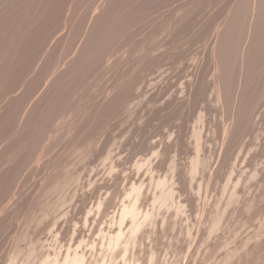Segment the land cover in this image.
<instances>
[{
	"label": "rangeland",
	"instance_id": "rangeland-1",
	"mask_svg": "<svg viewBox=\"0 0 264 264\" xmlns=\"http://www.w3.org/2000/svg\"><path fill=\"white\" fill-rule=\"evenodd\" d=\"M201 1L0 0V264H264V0Z\"/></svg>",
	"mask_w": 264,
	"mask_h": 264
},
{
	"label": "bare ground",
	"instance_id": "bare-ground-1",
	"mask_svg": "<svg viewBox=\"0 0 264 264\" xmlns=\"http://www.w3.org/2000/svg\"><path fill=\"white\" fill-rule=\"evenodd\" d=\"M151 1H152V0H151ZM195 1H196V0H195ZM200 1H201V0H200ZM244 1H246V0H244ZM251 1H252V0H251ZM255 1H256V0H255ZM79 2H80V1H79ZM122 2H123V1H122ZM186 2H187V1H186ZM192 2H193V1H192ZM201 2H202V1H201ZM214 2H215V1H214ZM239 2H241V0H240ZM239 2H238V3H239ZM246 2H247V1H246ZM241 3H242V2H241ZM248 3H249V2H248ZM248 3H247V5H245V6H248ZM255 3H257V4H256V7H258V5H260V4L264 3V2H263V1L261 2V1H260V4H258V1H257V2H255ZM255 3L253 4V5H254L253 7H255ZM164 4H165V3H164ZM183 4H184V3H183ZM195 4H196V3H195ZM243 4H244V3H243ZM251 4H252V3H251ZM188 5H189V4H188ZM209 5H210V4H209ZM215 5H216V4H215ZM237 5H238V4H237ZM100 6H101V5H100ZM129 6H130V5H129ZM154 6H155V4H154ZM183 6H184V5H183ZM165 7H166V6H165ZM170 7H171V6H170ZM206 7H207V6H206ZM229 7H230V6H229ZM235 7H236V6H235ZM235 7H233V8H235ZM250 7H252V6H250ZM256 7H255V8H256ZM181 8H182V7H181ZM187 8H188V7H187ZM237 8H238V7H237ZM243 8H245V7L242 6L241 9H243ZM258 8H259V7H258ZM235 9H236V8H235ZM245 9H246V8H245ZM247 9H248V8H247ZM260 9H262V11H260ZM260 9H259V10H256V11H257L258 14H260L259 12H261V15H258L256 12L254 13V15L257 14V15L259 16V21H256V20H258V19H257V18H258L257 15H256L257 18H256V20H255V22H258V24L256 25L255 22H253V21H254L253 18L251 17L252 20H253V21H252L253 24H251V25L254 26V24H255V26H254V27H253V26L250 27V25L248 26L249 30L252 28L251 33H254L253 35H255L253 38H251L253 35H252V36L250 35L251 37L249 36L248 38H251L252 41H253V39H254V40L256 39V40H255V42H253V43H255V45L252 47V46L250 45V44H251V43H250L251 40L248 39V40H249L248 43H250V44H248V45H250V46L252 47V49H251V47H248L247 44H246V45H247V48H249V49L252 50V52H251V51H250V52H247V53L249 54V55H247V56H250L251 54L256 53L254 50H255V46H256V50H257V47H258V46H257L256 44H257V41H258V40L261 41L262 44H264V43H263V40H262V39H261V40L259 39L260 36H261V34H264V33H262L263 31L260 32L261 30H264V29H262V27L264 26V8H262V5H261ZM204 10H205V9H204ZM249 10H250V9H249ZM252 10H253V9H252ZM224 11H225V10H224ZM243 11H244V9L242 10V12H243ZM254 11H255V10H254ZM254 11H252V13H251L252 15H253V12H254ZM258 11H259V12H258ZM138 12H139V11H138ZM186 12H187V10H186ZM189 12H190V11H189ZM199 12H200V11H199ZM231 12H232V11H231ZM235 12H236V11H235ZM190 13H191V12H190ZM233 13H234V11H233ZM202 14H203V13H202ZM231 14H232V13H231ZM155 15H156V14H155ZM232 15H233V14H232ZM242 15L246 16V13H245V14H242ZM242 15H239V16H242ZM247 15H248V17H249V14H247ZM254 15H253V16H254ZM171 16H172V15H171ZM236 16H237V15H236ZM138 17H139V16H138ZM199 17H200V16H199ZM248 17H247V18H248ZM207 18H208V17H207ZM235 18H236V17H235ZM238 18H239V17H238ZM241 18H242V17H241ZM254 18H255V17H254ZM201 19H202V18H201ZM232 19H233V17H232ZM245 19H246V18H245ZM171 20H172V19H171ZM192 20H193V19H192ZM230 20H231V19H230ZM233 20H234V19H233ZM233 20H232V22L235 21V20H234V21H233ZM239 20H240V19H239ZM241 20H242V19H241ZM104 21H105V20H104ZM224 21H225V20H224ZM131 22H132V21H131ZM172 22H173V21H172ZM237 22H238V20H237ZM237 22H235V24H236ZM243 22H244V21H243ZM245 22H246V21H245ZM249 22H250V21H249ZM249 22H248V23H249ZM177 23H178V22H177ZM240 23H241V22H240ZM240 23H239V24H240ZM69 24H70V23H69ZM229 24H230V21H229ZM239 24H238V25H239ZM175 25H176V24H175ZM226 25H227V24H226ZM229 26L233 27L232 24H230ZM234 27H238V26L235 25ZM244 27H245V25H244ZM255 27H256V28H255ZM221 28H222V25H221ZM227 28H228V27H227ZM248 28H247V30H248ZM128 29H129V28H128ZM208 29H209V28H208ZM224 29H225V28H224ZM229 29H230V28H228L227 30H229ZM233 29H234V28H233ZM239 29H240V27H239ZM239 29H238V30H239ZM254 29H255V30H254ZM260 29H261V30H260ZM221 30H222V29H221ZM227 30H226V31H227ZM231 30H232V29H231ZM236 30H237V29H235V31H236ZM242 30H243V29H242ZM249 30H248V31H249ZM253 30H254L255 32H253ZM223 31H224V30H223ZM229 32H231V31L229 30L228 33H229ZM236 32H237V31H236ZM245 32H246V31H244V33H245ZM219 33H221V34L223 35V34L226 33V32H224V33L219 32ZM231 33H232V32H231ZM231 33H229V34H231ZM244 33L242 32V38H243V39H244L245 37L248 36V33L246 32L245 35L247 34V36L243 37V36H244ZM235 34H236V33H235ZM235 34H233V35L236 36ZM140 35H141V34H140ZM173 35H174V34H173ZM225 35H226V34H225ZM240 35H241V33H240ZM227 36H229V35H227ZM238 36H239V35H238ZM238 36H237V37H238ZM263 36H264V35H263ZM263 36H262V37H263ZM216 37H217V36H216ZM221 37H224V35L221 36ZM240 37H241V36H240ZM262 37H261V38H262ZM131 38H132V37H131ZM165 38H166V37H165ZM224 38H225V37H224ZM232 38H233V37H232ZM76 39H77V38H76ZM200 39H201V38H200ZM219 39L221 40V39H223V38H219ZM227 39H229V37H226L225 40H227ZM230 39H231V38H230ZM236 39H237V38H236ZM236 39L234 38L233 41L236 40ZM238 39H239V38H238ZM245 39H246V38H245ZM90 41H91V40H90ZM202 41H203V40H202ZM230 41H231V40H230ZM230 41H227V42L230 43ZM233 41H232V42H233ZM237 41H238V40H237ZM237 41H236V42H237ZM242 41H243V40H242ZM218 42H220V41H218ZM221 42H222V43L224 42V44L227 43V42L224 41V40H222ZM243 42H244V41H243ZM83 43H84V42H83ZM204 43H205V42H204ZM214 43H215V42H214ZM222 43H220L221 46H222ZM228 43H227V45H228ZM238 43H240V42L238 41ZM238 43H237V45H239V46L241 45V46H242V43H241V44H238ZM198 44H199V43H198ZM230 45H231V44H230ZM230 45H229V46H230ZM232 45H233V47H235L234 44H232ZM232 45H231V46H232ZM244 45H245V43H244ZM252 45H253V44H252ZM215 46H216V45H215ZM221 46H220V47H221ZM263 46H264V45H263ZM87 47H88V46H87ZM122 47H123V46H122ZM193 47H194V46H193ZM222 47H224V46H222ZM225 47H226V46H225ZM242 47H243V46H242ZM242 47H241V48H242ZM259 47H260V45H259ZM229 48H232V47H229ZM229 48L227 47V49H229ZM247 48H246V50H247ZM262 48H263V47H262ZM221 49H222V48H221ZM221 49H219V50L221 51ZM232 49H233V48H232ZM249 49H248L247 51H249ZM259 49H260V48H259ZM198 50H199V49H198ZM214 50H215V49H214ZM217 50H218V49H217ZM222 50H224V49H222ZM233 50H234V49H233ZM235 50H237V49L235 48ZM246 50H245V47H244V51H245V52H246ZM263 50H264V49H263ZM231 51H232V50H231ZM257 51H258V50H257ZM261 51H262V50H261ZM88 52H89V51H88ZM218 52H219V51H218ZM221 52H223V51H221ZM221 52H219V54H220ZM224 52H226V51H224ZM227 52H228V51H227ZM229 52H230V51H229ZM235 52H236V51H235ZM245 52H244V53H245ZM253 52H254V53H253ZM258 52H259V51H258ZM262 52H263V51H262ZM190 53H191V52H190ZM233 53H234V52H232V54H233ZM239 53H240V51H239ZM250 53H251V54H250ZM82 54H83V52H82ZM105 54H106V53H105ZM228 54H229V53H226L227 56H228ZM67 55H68V54H67ZM226 55H225V56H226ZM242 55H244V54H242ZM255 55H259V54H254V56H251V61H252V57L255 58ZM69 56H70V55H69ZM84 56H85V55H84ZM218 56H220V55H218ZM222 56L224 57V54H223ZM222 56H220L221 59L223 58ZM235 56H236V55H235ZM263 56H264V54H263ZM58 57H59V56H58ZM63 57H64V56H63ZM236 57H237V56H236ZM243 57H244V56H243ZM259 57H261V56L259 55ZM54 58H55V57H54ZM81 58H82V57H81ZM205 58H206V57H205ZM245 58H246V55H245ZM245 58H244V59H245ZM249 58H250V57H249ZM226 59H231V60H233V58H229V56H228V58H226ZM255 59L257 60V58H255ZM61 60H62V59H61ZM224 60H225V58H224ZM245 60L247 61V58H246ZM256 60H255V61H256ZM259 60H260V58H259ZM262 60H263V59H262ZM71 61H72V60H71ZM226 61H227V60H226ZM234 61H235V60H234ZM237 61H240V60H237ZM237 61H236V62H237ZM248 61H249V60H248ZM124 62H125V61H124ZM215 62H216V61H215ZM229 62H231V61H229ZM249 62H250V61H249ZM249 62H247V64H249ZM257 62H258V61H257ZM220 63H221V61H220ZM222 63H223V62H222ZM225 63H226V62H225ZM238 63H239V62H238ZM240 63H241V62H240ZM250 63H251V62H250ZM209 64H210V63H209ZM227 64H228V63H227ZM227 64H226V65H227ZM235 64H236V63H235ZM241 64L244 65L243 62H242ZM233 65H234V64H233ZM221 66H223V64H222ZM239 66H240V65H239ZM252 66H253V65H252ZM252 66H251V68H252ZM255 66H256V65H255ZM255 66H254V67H255ZM259 66H261V65H259ZM219 67H220V66H219ZM219 67H218V69H219ZM227 67H228V65H227ZM230 67H232V66H230ZM156 68H157V67H156ZM223 68H224V67H223ZM228 68H229V67H228ZM235 68H236V67H235ZM240 68H243V67L241 66ZM240 68H238V69L240 70ZM248 68H250V67H248ZM58 69H59V68H58ZM92 69H93V68H92ZM200 69H201V68H200ZM216 69H217V68H216ZM224 69H225V68H224ZM233 69H234V67H233ZM258 69H259V68H258ZM219 70H220V69H219ZM225 70H226V69H225ZM225 70H224V71H225ZM230 70H232V69H230ZM235 70H236V69H235ZM76 71H77V70H76ZM221 71H222V70H221ZM241 71H242V70H241ZM243 71H244V70H243ZM253 71H254V70H253ZM63 72H64V71H63ZM73 72H74V71H73ZM217 72H218V71H217ZM222 72H223V71H222ZM236 72H237V71H236ZM251 72H252V71H251ZM71 73H72V72H71ZM76 73H77V72H76ZM224 73H225V75H227V74H226L227 72H224ZM229 73H230V72H229ZM239 73H241V72H239ZM256 73H257V71H256ZM47 74H48V73H47ZM221 74H223V73H221ZM243 74H244V73H243ZM67 75H68V74H67ZM79 75H80V74H79ZM228 75H230V74H228ZM236 75H237V74H236ZM236 75H235V76H236ZM250 75H251V74H250ZM257 75H258V74H257ZM54 76H55V75H54ZM70 76H71V75H70ZM74 76H75V75H74ZM188 76H189V75H188ZM191 76H192V75H191ZM239 76H240V75H239ZM245 76H246V75H245ZM115 77H116V76H115ZM189 77H190V76H189ZM226 77L228 78V76H226ZM232 77H234V76H232ZM236 77H237V76H236ZM255 77H256V76H255ZM47 78H48V77H47ZM193 78H194V77H193ZM222 78H224V77H222ZM240 78H241V77H240ZM67 79H68V78H67ZM224 79H225V78H224ZM224 79H223L222 81H224ZM233 79H234V78H233ZM243 79H244V78H243ZM243 79H242V80H243ZM245 79H246V78H245ZM247 79H248V78H247ZM239 80H240V79H239ZM226 82H227V81H226ZM239 82H241V81H239ZM244 82L246 83L247 80L244 81ZM262 82H263V81H262ZM67 83H68V82H67ZM71 83H72V82H71ZM76 83H77V82H76ZM224 83H225V82H224ZM249 83H250V82H249ZM257 83H258V82H257ZM226 84H228V83H226ZM239 84H240V83H239ZM253 84H254V83H253ZM68 85H69V84H68ZM131 85H132V84H131ZM230 85H231V84H230ZM230 85H229V86H230ZM245 85H246V84H245ZM222 86H223V85H222ZM238 86H239V85H238ZM118 87H119V86H118ZM224 87H225V86H224ZM226 87H227V86H226ZM234 87H235V86H234ZM243 87H244V86H243ZM257 87H258V84H257L256 88H257ZM143 88H144V87H143ZM213 88H214V87H213ZM235 88H236V87H235ZM260 88H261V87H260ZM200 89H201V88H200ZM225 89H227V88H225ZM228 89H229V88H228ZM242 89H243V88H242ZM245 89H246V88H245ZM258 89H259V88H258ZM194 90H195V89H194ZM216 90H217V89H216ZM238 90H239V89H238ZM238 90H237V91H238ZM254 90H255V89H254ZM259 90H261V89H259ZM199 91H200V90H199ZM105 92H106V91H105ZM138 92H139V91H138ZM193 92H194V91H193ZM201 92H202V91H201ZM217 92H218V91H217ZM225 92H226V91H225ZM59 93H60V92H59ZM235 93H237V92H235ZM239 93H240V92H239ZM239 93H237V94H239ZM261 93H262V92H261ZM80 94H81V93H80ZM125 94H126V93H125ZM217 94H218V93H217ZM35 95H36V94H35ZM57 95H58V94H57ZM213 95H214V94H213ZM77 96H78V95H77ZM83 96H84V95H83ZM128 96H129V95H128ZM133 96H134V95H133ZM215 96H218V95H215ZM125 97H126V96H125ZM220 97H221V96H220ZM135 98H136V97H135ZM137 98H138V97H137ZM238 98H239V97H238ZM132 99H133V98H132ZM202 99H203V98H202ZM215 99H216V98H215ZM219 99H220L219 101H221V98H219ZM234 99H236V98H234ZM217 100H218V99H217ZM98 101H99V100H98ZM154 101H155V100H154ZM237 101H238V100H237ZM242 101H244V100L242 99ZM63 102H64V101H63ZM239 102H240V101H239ZM259 102H260V101H259ZM221 103H222V102H221ZM54 104H55V103H54ZM92 104H93V103H92ZM235 105H236V103H235ZM240 105H241V103H240ZM243 105H244V104H243ZM160 106H161V105H160ZM196 106H197V105H196ZM221 106H223V105H221ZM218 107H219V106H218ZM237 107H238V106H237ZM64 108H65V107H64ZM230 108H234V107H230ZM239 108H240V107H239ZM74 109H75V108H74ZM219 109H220V108H219ZM50 110H51V109H50ZM78 110H79V109H78ZM108 110H109V109H108ZM108 110H107V111H108ZM234 110H235V109H234ZM241 110H243V109H241ZM217 111H218V110H217ZM246 111H247V110H246ZM62 112H63V111H62ZM236 112H237V110H236ZM238 112H239V111H238ZM243 112H244V111H243ZM108 113H109V112H108ZM222 113H223V112H222ZM229 113H230V112H229ZM229 113H228V114H229ZM232 113H233V112H232ZM74 114H75V113H74ZM241 114H242V113H241ZM230 115H231V113H230ZM53 116H54V115H53ZM94 116H95V115H94ZM100 116H101V115H100ZM44 117H45V116H44ZM144 117H145V116H144ZM146 117H147V116H146ZM230 118H231V117H230ZM70 119H71V118H70ZM74 119H75V118H74ZM148 119H149V118H148ZM228 119H229V118H228ZM234 119H235V118H234ZM234 119H233V120H234ZM47 120H48V119H47ZM155 120H156V119H155ZM237 120H238V115H237ZM91 121H92V120H91ZM99 121H100V120H99ZM255 121H256V120H255ZM142 122H143V121H142ZM252 122H253V121H252ZM139 123H140V122H139ZM235 123H236V122H235ZM71 124H72V123H71ZM76 126H77V125H76ZM86 126H87V125H86ZM86 126H85V127H86ZM240 128H241V127H240ZM244 128H245V127H244ZM242 129H243V128H242ZM139 130H140V129H139ZM233 130H234V129H233ZM80 131H81V130H80ZM144 131H145V130H144ZM84 133H85V132H84ZM72 134H73V133H72ZM106 134H107V133H106ZM116 134H117V133H116ZM134 134H135V133H134ZM199 135H200V134H199ZM63 136H64V134H63ZM63 136H61V137H63ZM248 137H249V136H248ZM32 138H33V137H32ZM197 138H199V137H197ZM60 139H61V138H60ZM70 139H71V138H70ZM135 139H137V138H135ZM233 139H234V138H233ZM78 140H79V139H78ZM197 140H198V139H197ZM189 141H190V140H189ZM199 141H200V139H199ZM135 142H136V141H135ZM141 143H142V142H141ZM168 143H169V142H168ZM229 144H230V143H229ZM234 144H235V143H234ZM236 144H237V143H236ZM22 147H23V146H22ZM78 147H79V146H78ZM133 148H134V147H133ZM173 148H174V147H173ZM195 148H196V147H195ZM140 149H141V148H140ZM234 149H235V148H234ZM232 150H233V149H232ZM34 151H35V150H34ZM226 155H227V154L225 153V157H227ZM229 156H230V155H229ZM222 157H223V156H222ZM225 159H226V158H225ZM198 160H199V159H198ZM194 161H195V160H194ZM225 161H226V160H225ZM171 163H172V162H171ZM198 163H199V162H198ZM195 164H196V163H195ZM195 164H194V165H195ZM215 167H216V166H215ZM204 168H205V167H204ZM193 169H194V168H193ZM202 169H203V168H202ZM212 169H213V168H212ZM216 169H217V168H216ZM198 170H199V169H198ZM198 170H197V171H198ZM212 171H213V170H212ZM148 172H149V171H148ZM0 173H1V172H0ZM195 173H196V172H195ZM51 178H52V177H51ZM212 178H213V177H212ZM53 179H54V178H53ZM208 180H209V179H208ZM185 184H186V183H185ZM192 184H193V183H192ZM184 187H185V186H184ZM140 191H141V190H140ZM148 191H149V190H148ZM140 194H141V193H140ZM4 198H5V197H4ZM37 199H39V198H37ZM135 204H136V203H135ZM130 206H131V205H130ZM18 208H19V207H18ZM228 212H229V211H228ZM216 223H217V222H216ZM96 234H97V233H96ZM112 240H113V239H112ZM80 252H81V251H80ZM83 257H84V256H83ZM77 258H78V257H77ZM84 260H85V259H84ZM82 264H83V263H82Z\"/></svg>",
	"mask_w": 264,
	"mask_h": 264
}]
</instances>
